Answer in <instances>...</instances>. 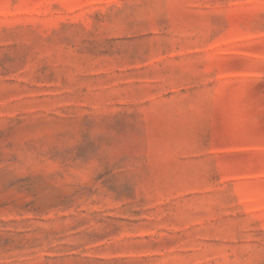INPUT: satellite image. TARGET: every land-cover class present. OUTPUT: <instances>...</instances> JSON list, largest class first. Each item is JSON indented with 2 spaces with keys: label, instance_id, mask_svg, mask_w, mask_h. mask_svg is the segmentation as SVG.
Returning <instances> with one entry per match:
<instances>
[{
  "label": "rangeland",
  "instance_id": "obj_1",
  "mask_svg": "<svg viewBox=\"0 0 264 264\" xmlns=\"http://www.w3.org/2000/svg\"><path fill=\"white\" fill-rule=\"evenodd\" d=\"M0 264H264V0H0Z\"/></svg>",
  "mask_w": 264,
  "mask_h": 264
}]
</instances>
